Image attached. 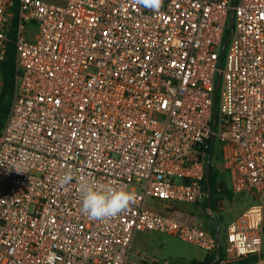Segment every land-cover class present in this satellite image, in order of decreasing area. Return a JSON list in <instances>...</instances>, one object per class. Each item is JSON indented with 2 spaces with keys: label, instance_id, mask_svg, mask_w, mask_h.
Masks as SVG:
<instances>
[{
  "label": "built area",
  "instance_id": "obj_1",
  "mask_svg": "<svg viewBox=\"0 0 264 264\" xmlns=\"http://www.w3.org/2000/svg\"><path fill=\"white\" fill-rule=\"evenodd\" d=\"M15 21L0 264H174L133 259L138 232L175 235L208 255L224 245L223 264L249 256L264 264V0H163L156 11L136 0H0V61ZM211 142L233 197L253 199L224 244L172 213L208 199ZM69 168L136 200L115 218L90 219L77 179L58 183Z\"/></svg>",
  "mask_w": 264,
  "mask_h": 264
},
{
  "label": "rangeland",
  "instance_id": "obj_2",
  "mask_svg": "<svg viewBox=\"0 0 264 264\" xmlns=\"http://www.w3.org/2000/svg\"><path fill=\"white\" fill-rule=\"evenodd\" d=\"M228 48V47H227ZM225 65L223 58L222 67ZM1 90V76H0ZM222 94V86L218 93V107L220 105V97ZM218 147V145H217ZM216 172L219 181L228 180V174L225 172L221 160L216 164ZM221 202V210L224 218L220 220V242L224 244L226 237V229L228 225L243 213L253 203L250 195H238L233 200L223 198ZM187 212H193L201 218L203 226L207 230H212L217 233V224L213 215H206L203 204L194 203H176ZM219 217L218 214L215 215ZM194 250H200L195 245L179 239L175 235L161 232H138L136 233L132 243V258L135 259L137 253L146 254L155 257L161 261H168L174 264H192ZM264 252V245H263Z\"/></svg>",
  "mask_w": 264,
  "mask_h": 264
},
{
  "label": "trees",
  "instance_id": "obj_3",
  "mask_svg": "<svg viewBox=\"0 0 264 264\" xmlns=\"http://www.w3.org/2000/svg\"><path fill=\"white\" fill-rule=\"evenodd\" d=\"M17 24L16 21L13 23V26L9 32V43L7 45V50L5 58L0 61V76H1V90H0V135L4 126V122L7 118L14 91V81H15V38H16ZM231 30L230 26L227 28L226 39L230 37ZM204 161L207 163L211 159V173H210V184L212 189V204L211 207H208V199L203 203L205 213L207 216L209 214L213 215L217 227L220 228V220L224 218L223 212L220 210L219 202L223 198L233 200V195L228 189L227 184L224 181L218 180V174L216 172V164L221 159L220 151L218 150L215 144H212L210 149L206 152L204 156ZM219 188L221 191L219 192ZM211 212V213H210ZM218 214L219 217L215 215ZM216 233L215 231H212ZM264 256V252L262 254ZM227 258V251L224 245H221L219 256L217 258L216 254L208 255L204 261H193L192 264H211L215 260H218L216 264H223ZM258 259V256H249L246 258H241L239 260L228 262L226 264H249Z\"/></svg>",
  "mask_w": 264,
  "mask_h": 264
},
{
  "label": "clouds",
  "instance_id": "obj_4",
  "mask_svg": "<svg viewBox=\"0 0 264 264\" xmlns=\"http://www.w3.org/2000/svg\"><path fill=\"white\" fill-rule=\"evenodd\" d=\"M136 2L156 11L162 6L163 0H136ZM74 178L77 179L81 193L80 211L90 219L107 221L115 218L126 212L136 200V194L123 186L99 183L86 176L74 177L70 168L58 178V183L63 187Z\"/></svg>",
  "mask_w": 264,
  "mask_h": 264
},
{
  "label": "crops",
  "instance_id": "obj_5",
  "mask_svg": "<svg viewBox=\"0 0 264 264\" xmlns=\"http://www.w3.org/2000/svg\"><path fill=\"white\" fill-rule=\"evenodd\" d=\"M225 183L228 185L229 184V177L228 180L225 181ZM234 199V197H233ZM147 204L150 208L156 209L158 211L161 212H168L170 210H168L166 208V203L161 201V200H157V199H153V198H149L147 200ZM172 213H178L180 214V217L182 218L183 221L186 220H190L193 219L197 222H201L202 220L200 217H198L197 215H195V213L193 212H187L184 209H182L179 205H174L173 209H172ZM210 232H212V230H208ZM197 247V246H196ZM200 249V248H199ZM193 259L191 261H204L205 258L208 256V254L206 252H204L202 249L200 250H194L193 252Z\"/></svg>",
  "mask_w": 264,
  "mask_h": 264
},
{
  "label": "water",
  "instance_id": "obj_6",
  "mask_svg": "<svg viewBox=\"0 0 264 264\" xmlns=\"http://www.w3.org/2000/svg\"><path fill=\"white\" fill-rule=\"evenodd\" d=\"M230 30H231V34L234 32V17L232 16L231 18V23H230ZM230 37L226 40L224 47H226L229 43ZM220 85V79L218 82V88ZM217 93H218V89L216 92V100H217ZM211 168H212V164H211V159H209V161L206 164V185H207V189H208V193H209V197H208V207H211L212 204V189H211V184H210V173H211ZM211 213V212H210ZM220 235V228L217 229V233L216 236L219 237ZM217 258L219 256V252H217L216 254ZM218 260H215L213 263L211 264H216Z\"/></svg>",
  "mask_w": 264,
  "mask_h": 264
}]
</instances>
